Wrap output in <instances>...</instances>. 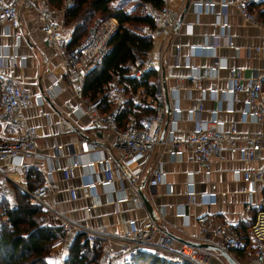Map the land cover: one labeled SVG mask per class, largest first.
Instances as JSON below:
<instances>
[{
    "label": "built area",
    "instance_id": "obj_1",
    "mask_svg": "<svg viewBox=\"0 0 264 264\" xmlns=\"http://www.w3.org/2000/svg\"><path fill=\"white\" fill-rule=\"evenodd\" d=\"M72 0H63L60 8L64 10ZM160 6L148 4L147 11L153 18V26L143 25L142 29L151 35L158 28L165 34L171 33L174 17L162 0ZM260 0H193L196 11L213 8L216 4L223 10L227 4L235 5L240 16L249 22L256 20L255 3ZM35 8L39 26L45 38L60 55L62 77L72 88L77 101L70 107L72 112H85L93 124L105 129L114 135V147L101 149L92 157H82L68 144L69 160L61 164L53 162L50 156L45 155L43 162L37 158L43 156L37 151V132L35 126L26 119L25 109L33 100L42 101L51 96L58 89V78H52L44 89L31 91L20 84L17 76L11 71V66L23 63L28 54L16 50V46L24 37L20 12L24 9ZM215 16L222 15V11H214ZM118 25L115 16L94 17L87 26L83 38L74 45H68L70 29L62 26L55 16L54 9L40 3V0H0V37H7L11 42H0V199L8 206H15V187L25 192L31 201L38 203L44 211H48L60 219L62 230L83 232L88 240L112 239L116 248L103 251L98 264H129L134 257L143 252L148 255L162 256L173 264H209L210 249L205 246L194 245L188 242H179L172 245L171 236L163 229L156 218L146 216L137 220L134 217L127 219V226L122 232H112L103 227L83 224L66 215L58 209L56 201L50 195L52 188V174L60 171L65 178L72 177L81 169L88 170V176L82 178L79 186L85 191L88 202L83 206L89 213L94 206L103 202L98 186H107L109 191L115 189L118 181L122 187L128 188L130 193L108 197L109 200L120 202L131 199L135 205H142L139 182L145 172L146 164L151 152L157 145H162L169 155L176 156L184 150L190 152V157L196 161L204 174L211 171L212 157H220L222 151L228 149L238 154L240 158L253 162L264 148V44L253 48L261 51L263 65L260 72L245 76L242 67L215 62L209 69L202 68V74L209 72L216 75L219 67H227L230 75L225 86H200L202 94L206 91L217 98L216 105L209 108V116L197 118L186 134L178 132L177 122L180 118V107L176 104L167 114L163 106L162 92L155 94L154 108L139 112V109L148 106V101L137 90L132 91L125 82L113 79L108 81L106 90L98 93L94 98H83L82 90L86 71L102 62L104 55L110 49V37ZM219 25L228 29L229 23L222 18ZM218 35V34H216ZM226 44L237 48L226 34ZM12 48L9 47L10 44ZM175 47L180 44L175 42ZM214 43H191L190 48H212ZM49 56H44V70H48ZM150 65L148 57L140 65L136 61L128 63V71L134 76H140ZM174 66H185L197 71V64L188 58L184 61L176 60ZM180 81L170 86L177 89ZM107 93L106 101L104 95ZM227 98L226 104L221 103L218 95ZM85 100V101H84ZM129 101L135 108L127 113L122 120L119 114ZM189 112L192 108L187 109ZM220 111L228 113L238 112V117L224 118ZM44 119L49 121V113L44 112ZM239 122H256L260 125L257 130L240 131ZM61 123V122H60ZM80 151H87L90 144L84 137L79 138ZM56 147H60L59 144ZM119 148V150L115 148ZM33 170L42 173V179L30 186L24 180L25 175ZM194 169L186 170L188 178L185 180V194L188 202H214L216 196L215 183L209 189L196 190L194 188ZM234 178L242 179L245 185L241 188L244 194L239 214L241 216L254 210L256 215L253 223L254 264H263L264 260V198L260 194V186L264 184V163L261 165L249 164L243 168L231 169ZM13 173L17 175L14 176ZM166 169L162 162H155L146 174L148 184L155 185L165 182L166 190L171 192L172 183L165 181ZM71 199L76 198V186L68 187ZM176 214L185 215L183 210ZM201 224L202 235L211 233L217 237V243L226 250H242L247 248L248 242L238 233L224 225L211 226L207 222V214L196 218ZM205 238V237H203Z\"/></svg>",
    "mask_w": 264,
    "mask_h": 264
},
{
    "label": "crops",
    "instance_id": "obj_2",
    "mask_svg": "<svg viewBox=\"0 0 264 264\" xmlns=\"http://www.w3.org/2000/svg\"><path fill=\"white\" fill-rule=\"evenodd\" d=\"M165 1L174 17L171 33L167 35L159 28L155 30L152 34V45L145 56L148 57L150 62L146 69L153 70L149 77V80L153 83V89L151 91L143 86H138L136 90L148 101V106L144 109L154 108L157 92H162V102L167 114L171 111V107L177 104L181 110L177 122L178 132L184 135L197 118L208 117L209 108L217 103V98L209 92L206 91L202 94L200 86H225L230 75L227 67L217 68L216 75H212L211 72L203 75L202 68L209 69L215 62H223L226 65L241 66L242 74L245 76L262 70V52L256 51L253 47L264 44V15L260 14V18L258 17L260 9L263 7V0L255 4L256 20L254 22L244 20L232 3L227 4L223 10L216 4L213 8H202L196 11L193 7V0ZM29 9L20 12L24 37L16 46L17 51L26 53L28 56L23 63L11 66V71L17 76L20 84L31 91L44 89L50 84L52 78H58L56 93L46 96L42 101L33 100L24 112L27 122L35 126L38 135L37 151L43 158L40 156L37 161L42 163L46 155L50 156L53 162L66 163L70 155L67 146L71 143L82 157H92L99 153L101 149L113 148L114 135L111 132L96 127L85 112H72L70 110L77 98L71 85L62 77L60 55L53 46L48 44L45 35L40 30H25L27 21L35 19V14ZM126 10L128 9L126 8ZM218 10L222 11V15L219 17L215 16L214 13ZM59 11L63 16V9L59 8ZM180 15L181 20L176 25ZM56 17L60 21V17ZM222 18L229 23L227 30L219 25ZM70 27L68 45L73 24ZM227 33L233 43L237 45V48L226 44ZM0 42L8 43L11 42V39L0 37ZM175 42L180 44L179 48L175 47ZM203 42H212L215 45L212 48H195L194 50L189 46L191 43ZM9 47L12 48V45L10 44ZM44 56H49L47 71L43 68ZM187 58L192 63L197 64L199 68L197 71L193 68L173 65L176 60L184 61ZM178 81L180 83L177 89H170V86ZM165 95L169 102L168 109L165 104ZM218 98L221 99L223 105L226 104L227 98L225 96L219 94ZM188 108H192V111L189 112ZM44 112L49 113V121L44 119ZM219 115L227 119L230 117L237 118L238 112L220 111ZM259 128L260 125L256 122L238 123V129L241 132L253 131ZM81 137L86 138L90 144L87 151H80L79 149L78 140ZM57 144L60 147L57 148ZM115 149L119 150L117 147ZM157 161L162 162L163 167L166 169L165 181L172 183L173 189L171 192L166 190L165 182L151 185L146 181V174ZM263 163L264 148L259 150L253 162L244 160L238 154L225 149L220 157H212L211 171L209 174H204L198 163L190 157L188 150L172 156L168 154L162 145H157L148 158L145 172L139 182L140 192L144 193L149 200L153 210L152 213L145 207L142 198V205H135L131 199L120 202L109 200L108 197L110 198V196L115 197L125 192L130 193L129 189L122 187L118 181L115 182V189L111 191L107 186L96 187L103 202L94 206L89 213L85 212L83 206L88 202V196L79 186V183L82 178L88 176L87 169H81L79 173L68 178L63 177L60 171H55L52 174L50 195L56 201L58 209L69 217L83 224L103 227L112 232H122L127 226L128 218L134 217L140 220L146 216H153L168 234H173V237H171L173 239L171 240L172 245L181 242L179 238L218 244L215 235L211 233L202 235L200 231L201 224L196 218L201 214H207V222L211 226L224 225L248 242L245 249L228 250L234 260L232 264H254L253 223L256 215L254 210L243 216L239 214L244 200L241 188L245 185V182L242 179L234 178L231 169ZM188 169L195 170L192 176L196 190L209 189L210 184L215 183L217 191L214 202H188L185 194V180L188 178L186 170ZM34 171L38 172L36 178L41 179L42 173L39 170ZM24 180L28 184L26 175ZM34 182V179L31 178V184ZM70 185L76 186L77 196L74 199H71L68 194ZM177 210H183L185 215L176 214ZM40 221L45 224L60 225V219L48 211H43L40 215ZM76 233L75 230H64L63 238L53 243L48 257L51 264H64L69 253V245ZM83 238H86L85 233H83ZM95 241L101 246L99 260L103 251L116 248V242L112 239H97ZM95 241H91V243ZM207 248L210 249V264H230L217 248ZM139 254H143V252ZM166 260L170 262V260ZM153 264L161 263L158 261V263Z\"/></svg>",
    "mask_w": 264,
    "mask_h": 264
},
{
    "label": "trees",
    "instance_id": "obj_3",
    "mask_svg": "<svg viewBox=\"0 0 264 264\" xmlns=\"http://www.w3.org/2000/svg\"><path fill=\"white\" fill-rule=\"evenodd\" d=\"M49 1L60 7L63 0ZM139 1L141 8L138 11L126 10L123 7L125 0H72L64 8L65 21L73 23L69 45L81 40L94 17L111 15L118 20L117 28L109 40V51L104 55L101 63L91 66L86 71L83 97L94 98L98 93L104 92L108 81L114 78L125 82L132 91L138 86L152 91L153 83L149 77L153 70L148 68L140 76H134L128 71V63L136 61L141 65L144 62L146 53L152 45V35L142 29L145 24L153 26V18L147 11V6L148 4L160 6L163 1ZM262 5L260 14L264 15V0ZM262 82L264 86V79ZM106 97L107 93L104 95L105 101ZM132 108L135 106L127 100L123 111L119 114L120 118L124 120ZM143 109L140 108L139 112L151 108ZM37 173L33 170L26 174L30 186L42 179L36 178ZM31 178L35 181L33 184ZM16 192L20 193L21 198L17 200L15 206H6L5 221L0 224V264H51L48 258L50 249L56 240L63 238L64 230L60 225L41 223L40 215L44 211L41 206L31 201L29 196L17 186H15V194ZM260 193L264 198V184L260 186ZM91 241L95 240L83 238V233L77 232L69 245V253L64 264H98L101 246L96 241L93 243ZM158 261L161 264H173L164 257L144 253L139 254V257L137 254L129 264H153Z\"/></svg>",
    "mask_w": 264,
    "mask_h": 264
},
{
    "label": "rangeland",
    "instance_id": "obj_4",
    "mask_svg": "<svg viewBox=\"0 0 264 264\" xmlns=\"http://www.w3.org/2000/svg\"><path fill=\"white\" fill-rule=\"evenodd\" d=\"M40 3H44L49 5L51 8L54 9V13L56 14V16L60 17V22L62 24V26L64 27H68L70 29V26L73 24H71V22H66L64 19V16L61 15V12L59 11V6L54 5L53 3H51L49 0H40ZM123 7L128 10H132V11H138L141 8V4L139 0H125V3L123 5ZM29 11H33V13L35 14V19H32L31 21H27V24H25V30H40V32H42L40 26H39V22H38V18H37V10L35 8H30ZM258 17L260 18V13L258 14ZM263 18V17H262ZM29 23V24H28ZM26 30V31H27ZM43 33V32H42ZM84 33V32H83ZM84 36V34H83ZM83 38V37H82ZM81 38V39H82ZM115 79V78H114ZM86 100V97H83ZM84 100V101H85ZM15 187V186H14ZM16 192L15 197L16 200H19V198H21L20 193ZM7 203L4 200L0 199V224L2 221H5V212L4 210L6 209ZM210 264V262H209Z\"/></svg>",
    "mask_w": 264,
    "mask_h": 264
},
{
    "label": "water",
    "instance_id": "obj_5",
    "mask_svg": "<svg viewBox=\"0 0 264 264\" xmlns=\"http://www.w3.org/2000/svg\"><path fill=\"white\" fill-rule=\"evenodd\" d=\"M180 20H181V15L178 17V19L176 21V25L178 24V22ZM165 104H166V108L168 109L169 108V102H168V99H167L166 95H165ZM140 195H141V198L143 200V203H144L145 207L148 209V211L150 213H152L153 210H152V206H151L149 200L147 199V197L145 196L144 193L140 192ZM169 235L171 237H173V234L169 233ZM179 239H181V242H188V243H191V244H194V245L217 248L220 251V253L227 259V261L230 264L234 263V260H233L232 256L230 255V253L228 252V250L224 249L223 247H221L218 244H214V243H210V242H200V241L191 240V239H188V240L183 239V238H179Z\"/></svg>",
    "mask_w": 264,
    "mask_h": 264
},
{
    "label": "bare ground",
    "instance_id": "obj_6",
    "mask_svg": "<svg viewBox=\"0 0 264 264\" xmlns=\"http://www.w3.org/2000/svg\"><path fill=\"white\" fill-rule=\"evenodd\" d=\"M14 174V176H16L17 174L16 173H13Z\"/></svg>",
    "mask_w": 264,
    "mask_h": 264
}]
</instances>
